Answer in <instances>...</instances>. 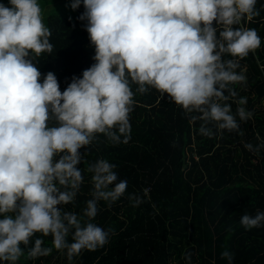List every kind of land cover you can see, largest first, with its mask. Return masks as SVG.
Listing matches in <instances>:
<instances>
[{"label": "clouds", "instance_id": "clouds-1", "mask_svg": "<svg viewBox=\"0 0 264 264\" xmlns=\"http://www.w3.org/2000/svg\"><path fill=\"white\" fill-rule=\"evenodd\" d=\"M81 3L78 19L87 20L94 63L61 90L56 75L42 74L34 62L53 49L39 0H0V264H16L33 237L30 257L51 251L43 245L49 234L69 260L107 243L110 230L93 218L99 201L125 193L128 182L116 164L103 157L90 162V198L80 213L63 206L84 180L79 149L98 133L112 143L130 138L131 82L141 93L151 86L198 112L191 120L201 121L204 135L214 134L210 122L236 130L252 116L223 101L235 95L230 83L246 80L237 58L261 44L257 30L242 24L258 14L257 0H70V7ZM244 147L259 151L264 144ZM129 199L142 202L138 193ZM239 223L261 226L264 210L243 212ZM221 256L232 264L227 249ZM184 257L190 264L191 252Z\"/></svg>", "mask_w": 264, "mask_h": 264}, {"label": "trees", "instance_id": "trees-1", "mask_svg": "<svg viewBox=\"0 0 264 264\" xmlns=\"http://www.w3.org/2000/svg\"><path fill=\"white\" fill-rule=\"evenodd\" d=\"M255 7L258 14L242 24L257 30L261 44L237 58L236 70L246 80L230 83L235 95L223 101L234 113L243 106L252 116L244 121L237 117L236 130L216 129L210 122L214 134L204 135L198 131L201 121L191 120L198 112H188L154 87L141 93L131 82L135 103L128 114L130 138L112 143L98 133L79 149L84 152V180L75 200L63 206L80 213L90 198V162L103 157L116 164L118 177L128 182L125 193L111 203L99 201L93 218L110 230L107 243L82 249L69 260L65 250L52 246L49 234L43 245L51 251L30 257L27 247L33 237L16 264H189L186 252H191L190 264H228L221 256L225 249L232 253V264H264V224L245 228L239 223L243 212L264 210V147H244L248 142L264 144V0ZM83 11L81 3L71 19L50 14L46 24L53 49L34 55L38 70L52 71L61 90L94 63L87 20L78 19ZM129 193H138L142 202L134 205Z\"/></svg>", "mask_w": 264, "mask_h": 264}, {"label": "rangeland", "instance_id": "rangeland-1", "mask_svg": "<svg viewBox=\"0 0 264 264\" xmlns=\"http://www.w3.org/2000/svg\"><path fill=\"white\" fill-rule=\"evenodd\" d=\"M5 4L8 3V0H3ZM41 5V14L43 21L47 26V18L50 14H64L69 17H75L77 9H72L70 7V0H39Z\"/></svg>", "mask_w": 264, "mask_h": 264}]
</instances>
